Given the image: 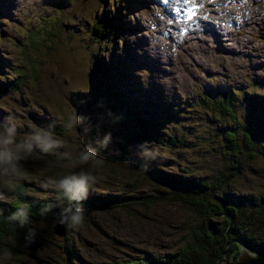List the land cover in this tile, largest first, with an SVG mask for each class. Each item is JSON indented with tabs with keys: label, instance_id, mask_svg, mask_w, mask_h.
Instances as JSON below:
<instances>
[{
	"label": "rangeland",
	"instance_id": "1",
	"mask_svg": "<svg viewBox=\"0 0 264 264\" xmlns=\"http://www.w3.org/2000/svg\"><path fill=\"white\" fill-rule=\"evenodd\" d=\"M188 1L203 9L202 22L210 17L211 24L201 23L200 31L183 38L179 35L183 23L173 29L169 24L178 22V14L183 18L182 5ZM188 1L179 4L177 13L176 0H0V130L14 128L16 140L33 142V131L47 129L63 145L44 154L33 142L27 160L0 174V201L16 200V187L25 182L26 194L52 198L62 209L66 197L51 182L80 172L95 178L89 194L158 193L156 179L127 160L98 156L95 163H79V154L89 147L80 112L104 113L113 106L124 119L117 128L123 136H131L134 151L151 165L181 176L210 175L221 165V135L216 122L207 124L202 112L191 109L186 100L197 98L206 88H230L238 138L248 124L245 118H251L252 142L240 144L238 171L230 188L220 194L244 192L264 207V0H213L215 13L207 9L208 0ZM115 5L118 12H112ZM102 18L108 24L105 30L97 24ZM116 63L132 71L128 76L132 82L124 80ZM15 77L20 86L8 87ZM139 83L163 84L162 99L176 98L180 103L181 116L161 131L184 135L186 143L164 145L132 122L131 110L120 104V92L133 95ZM243 111L246 117L241 116ZM77 116L81 123L71 130L64 127ZM48 120L62 125L63 131L53 130ZM139 133L144 137L140 139ZM158 194L152 205L133 202L83 210L80 228L68 229L80 254L70 260L62 247L64 237L52 232L56 218L32 220V233L41 241L35 257H29L22 241L10 234L0 238V264H132L144 250L170 251L197 215L187 204Z\"/></svg>",
	"mask_w": 264,
	"mask_h": 264
},
{
	"label": "trees",
	"instance_id": "2",
	"mask_svg": "<svg viewBox=\"0 0 264 264\" xmlns=\"http://www.w3.org/2000/svg\"><path fill=\"white\" fill-rule=\"evenodd\" d=\"M112 12H118L117 5L112 8ZM97 24L101 25L104 30L108 27L105 18L99 20ZM92 29L95 32L96 25ZM116 70L122 71L125 81L132 82V79L128 77L132 72L130 69L117 64ZM108 78L110 81L107 83L111 84L110 76ZM7 86L19 87V77H15ZM134 87L136 92L133 95L129 94L128 90L120 92V104L131 110L132 122L138 124L152 137H157L164 145L186 143L184 135L172 132L171 129L167 135L161 131V128L165 127L168 122L181 116L178 114L180 103L175 101L176 98L165 101L162 99L159 91L163 93L165 86L162 84L145 87L144 84L139 83ZM144 87L153 89H143ZM109 88L113 90L111 86ZM233 90L230 88L223 90L206 88L197 98L192 97L191 101L186 100L192 106L191 109L202 112L203 120L207 124L212 125V120H214L216 122L214 126H218L221 135V165L219 170L210 175L181 176L163 167L151 165L147 159L134 151L135 143L132 142L131 136H123L117 128L124 124V119L118 115L116 106L107 107L104 113L80 112L81 118L87 126L86 139L89 147L97 148L100 158L124 159L138 170L151 174L159 184L154 187L155 192L165 194L170 200L187 204L197 215L196 221L187 226L177 247L157 254L144 250L131 260L132 264H218V257L225 255L230 258L232 254L235 257L239 252V243L237 240L231 241L232 238L241 239L250 244L264 245L263 204L244 192H222L220 194L221 190L225 191V187L230 188L238 171L237 155L240 152V144L248 146L252 142V133L249 129L251 118H245L248 124L242 128L244 131L242 139L238 138L236 130L238 118L232 97ZM245 95L248 99L247 93ZM132 100L135 101L134 105L131 103ZM75 104L77 107L79 106L78 103ZM171 108L177 110H171ZM160 110L161 112H159ZM217 113L221 115L220 119ZM246 113L243 111L241 116L246 117ZM47 123L53 130L63 131L62 125L53 120H48ZM171 126L173 127L174 124L171 123ZM106 136H110L108 145L106 148H100L97 141H102ZM143 137L144 134L139 133V138ZM159 187H163L164 191L161 192L163 189ZM25 190L26 183H19L16 187V200L0 201V238L14 234L21 242L24 235L32 234L30 227L32 220L51 221L52 218L57 217L60 209L57 208L52 198L29 195ZM158 193L149 196L126 195L120 192L89 194L88 198L80 204L66 197L65 207L71 208L74 212L79 207H82L83 210L103 209L115 205H128L133 202L152 205L159 197ZM225 243H229V245L226 246ZM62 247L69 260L72 257H80L78 251L71 244L68 233L64 237ZM118 264H122V262ZM220 264L231 263L222 261Z\"/></svg>",
	"mask_w": 264,
	"mask_h": 264
},
{
	"label": "clouds",
	"instance_id": "3",
	"mask_svg": "<svg viewBox=\"0 0 264 264\" xmlns=\"http://www.w3.org/2000/svg\"><path fill=\"white\" fill-rule=\"evenodd\" d=\"M80 117L70 118L65 128L71 130L81 123ZM32 141L39 147L42 153L48 154L54 149L62 147L60 140L54 138V135L47 129L33 131ZM110 136H106L102 141H97L100 148H106ZM33 142L27 140H16L15 129L7 127L0 130V174L9 173L15 170L21 161H25L31 155ZM98 160L97 148L86 147L79 154V163H95ZM53 187L62 192L69 200L76 201L79 204L86 200L89 195V189L95 183V178L88 172L73 173L64 175L58 180L51 182ZM42 187L47 189L48 183L42 182ZM84 211L82 207L77 208L71 213L70 217H61L60 223L70 229H79L84 221Z\"/></svg>",
	"mask_w": 264,
	"mask_h": 264
},
{
	"label": "water",
	"instance_id": "4",
	"mask_svg": "<svg viewBox=\"0 0 264 264\" xmlns=\"http://www.w3.org/2000/svg\"><path fill=\"white\" fill-rule=\"evenodd\" d=\"M73 210L69 207H64L60 209L55 221L52 224V232L58 236L65 237L66 231L68 229L65 225L61 224L59 221L61 217H70ZM232 240H237L239 243V252L234 257L232 254L230 258L224 256L217 258V263L220 264L222 261L231 264H264V245L261 244H250L241 239L232 238ZM24 246L27 249V255L29 257H35L36 250L40 247L41 241L35 234H26L22 237ZM230 241V242H231ZM229 242V243H230ZM225 243L226 246L229 245ZM234 253V252H233ZM224 254V253H222Z\"/></svg>",
	"mask_w": 264,
	"mask_h": 264
},
{
	"label": "bare ground",
	"instance_id": "5",
	"mask_svg": "<svg viewBox=\"0 0 264 264\" xmlns=\"http://www.w3.org/2000/svg\"><path fill=\"white\" fill-rule=\"evenodd\" d=\"M152 1H156V0H152ZM184 1L185 0H176V2L175 3H173L174 5H173V8L175 9L174 11H176L177 13H178V9L180 8L179 7V4H183L184 3ZM188 1V0H187ZM133 2V1H132ZM214 1L213 0H208V4H207V9L209 10V11H212L213 13H215L213 10H212V8L214 7L213 6V3ZM185 4H187V3H185ZM209 5V6H208ZM230 6V4L229 3H227V2H221V6ZM169 9V8H168ZM202 13L204 12V10L202 9V11H201ZM178 16H179V14H178ZM207 19V21L206 22H202V23H208V24H211V23H209L210 21L209 20H211L210 19V17H207L206 18ZM176 21L175 20H173V21H171L170 22V28H176L177 27V25L180 23V19H178V22L177 23H175ZM232 23V22H231ZM187 37V36H186ZM185 37V38H186Z\"/></svg>",
	"mask_w": 264,
	"mask_h": 264
}]
</instances>
